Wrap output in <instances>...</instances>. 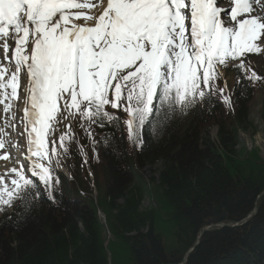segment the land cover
Returning <instances> with one entry per match:
<instances>
[{
  "label": "snow or ice",
  "instance_id": "obj_1",
  "mask_svg": "<svg viewBox=\"0 0 264 264\" xmlns=\"http://www.w3.org/2000/svg\"><path fill=\"white\" fill-rule=\"evenodd\" d=\"M222 3L0 0V106L7 114L0 150H21L11 137L22 127L28 152L25 163L0 174V211L32 195L19 225L37 206L39 188L27 172L51 198L53 169L44 161L59 155L54 132L61 120L118 125L107 108L122 109L129 139L142 146L140 129L165 107L170 123L199 101L211 104L212 93L230 106L225 88L214 83L219 66L236 67L250 82L264 79L246 63L249 53L264 55V15L253 14L254 0H232L230 15Z\"/></svg>",
  "mask_w": 264,
  "mask_h": 264
},
{
  "label": "trees",
  "instance_id": "obj_2",
  "mask_svg": "<svg viewBox=\"0 0 264 264\" xmlns=\"http://www.w3.org/2000/svg\"><path fill=\"white\" fill-rule=\"evenodd\" d=\"M251 87L229 107L212 93L211 104L198 102L170 123L165 107L143 127L142 146L130 141L129 152L115 122L92 129L108 151L94 166V188L63 182L56 203L38 202L19 225L33 196L17 199L19 214L0 216V264H114L118 246L127 264H179L207 223L238 222L254 206L244 224L205 232L184 264H264V160L257 147L237 148L236 140ZM155 164L157 178L145 177L140 169Z\"/></svg>",
  "mask_w": 264,
  "mask_h": 264
},
{
  "label": "rangeland",
  "instance_id": "obj_3",
  "mask_svg": "<svg viewBox=\"0 0 264 264\" xmlns=\"http://www.w3.org/2000/svg\"><path fill=\"white\" fill-rule=\"evenodd\" d=\"M223 4V3H222ZM255 8V7H254ZM229 11V8L226 9V12ZM255 14V10H254ZM262 59L258 58L255 66V70L258 74L262 75L264 74V55L261 54ZM233 80L231 77H229V82L226 86V89L229 90L232 87ZM253 95L252 98L249 100L247 103L248 107V117L246 118V128L241 129L238 132L237 135V141H238V147H245L246 149H251L253 147H257L258 151L260 153V156L264 160V93L263 89H253ZM120 119L124 122L126 119V116L124 113H121L119 115ZM71 123H63L61 128L57 130L56 136L63 135L65 133V130H70L71 129ZM86 124H83V121L79 118L75 123L73 130L71 131V136L74 138L75 144L77 147H79V138H78V133L83 129V126ZM22 130V127L18 130V132L13 131L12 132V137L11 139L13 140L14 145H18L19 142L23 141L24 135H21L22 137H19L18 134ZM216 132H217V127L216 126H210L207 129V134L212 138V140L216 138ZM47 143V141H46ZM50 145L48 144V147L50 148ZM56 148L58 149L60 144L55 145ZM8 149H11L13 152L14 150L12 147H8ZM5 152V151H4ZM2 151V154L4 153ZM84 152L88 154L87 159H90L93 157L92 154V149L90 146L86 147L84 149ZM59 155L56 156L57 162L55 167L61 169V170H67L68 167L73 163V159L70 156H67L64 154L63 147L60 146V149L58 151ZM88 165V166H87ZM81 167V166H80ZM151 167L145 166L142 168L141 172L142 174L145 175V177H148L151 174H154L155 177L157 178V174L155 171L159 168V164H155L151 169ZM150 169V170H149ZM90 171V164L85 163L84 168H80L79 170V177H86L88 172ZM76 172H74L75 174ZM150 200L148 197L144 199L143 202V207H147L149 205ZM125 250L124 248L121 249L119 246L116 248V252L113 256L114 259V264H127L126 259H125ZM127 253V252H126Z\"/></svg>",
  "mask_w": 264,
  "mask_h": 264
},
{
  "label": "water",
  "instance_id": "obj_4",
  "mask_svg": "<svg viewBox=\"0 0 264 264\" xmlns=\"http://www.w3.org/2000/svg\"><path fill=\"white\" fill-rule=\"evenodd\" d=\"M261 194H264V192L261 193ZM255 213H256V207H254V209H253L251 212H249V213L247 214V216H246L244 219H242L241 221L236 222V223H234V224H232V222H227V223L217 222V223H213V224H209V223H207V224H206V225H205V226L199 231L198 236H197V238H196V240H195L194 245L192 246V248H191L190 250H188L187 252H185L184 257L182 258V261H181L179 264H183V263H184L186 256H187V255L190 253V251H191V250H192V249L198 244L200 237H201L205 232H208V231H210L211 229H214V228L217 229V228H223V227H234V226H237V225H239V224H243V223H245V222L247 221V219H248L250 216L254 215ZM99 216H100L102 222L105 223L104 215L101 214V213H99Z\"/></svg>",
  "mask_w": 264,
  "mask_h": 264
},
{
  "label": "bare ground",
  "instance_id": "obj_5",
  "mask_svg": "<svg viewBox=\"0 0 264 264\" xmlns=\"http://www.w3.org/2000/svg\"><path fill=\"white\" fill-rule=\"evenodd\" d=\"M254 10H255V8H254ZM0 109H2V106H0ZM0 120H1L0 122H1V125H2L3 121H2V119H0ZM3 152H4L3 153L4 156H9L10 157V159L8 161L0 160V174L6 175L7 174V169L12 167V166H15V161H14V159L11 156L12 154H10L8 152V150H3Z\"/></svg>",
  "mask_w": 264,
  "mask_h": 264
}]
</instances>
